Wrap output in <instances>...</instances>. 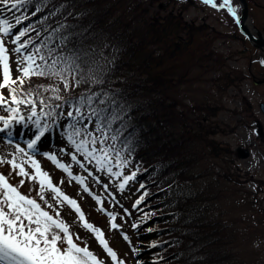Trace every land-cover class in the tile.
Listing matches in <instances>:
<instances>
[{
	"label": "trees",
	"instance_id": "trees-1",
	"mask_svg": "<svg viewBox=\"0 0 264 264\" xmlns=\"http://www.w3.org/2000/svg\"><path fill=\"white\" fill-rule=\"evenodd\" d=\"M108 1L31 0V6L21 11L31 13L37 5L40 11L20 24H31L41 38L58 29L57 42L65 37L79 55L85 82L65 95L88 89L108 93L103 106L116 117L113 126L121 133V147L127 143L126 153L139 163L141 184L147 191L144 200L154 193L153 201L148 198L145 217L154 220L151 229L158 236L162 260L251 264L241 248L239 230L209 215L206 206L219 197V190L214 194L206 190L216 188L219 177L232 179L228 171L221 174L208 167L232 153L229 144L216 138L223 130L217 119L222 106L210 99L191 105L181 97L185 77L205 67L216 33L187 22L182 13H151L148 7H142L140 18L128 28L125 21L131 5L127 9L125 0L118 5ZM19 15L13 9L10 18ZM217 62L223 66V61ZM239 80L222 69L216 80L218 92L222 95ZM41 83L52 81L34 76L25 87ZM209 178L210 186L200 194L190 189L191 184L207 183Z\"/></svg>",
	"mask_w": 264,
	"mask_h": 264
},
{
	"label": "snow or ice",
	"instance_id": "snow-or-ice-1",
	"mask_svg": "<svg viewBox=\"0 0 264 264\" xmlns=\"http://www.w3.org/2000/svg\"><path fill=\"white\" fill-rule=\"evenodd\" d=\"M224 2L239 21L241 17L232 0ZM204 3L212 5L216 0ZM30 6L31 0H0L4 12L10 14L13 9L20 12L19 17H11L15 24L40 11V5L28 14L21 11ZM57 32L54 29L41 38L31 24L14 30L9 18L0 17V133L14 148L7 155L0 154V264H127L110 245L104 229L90 221L79 201L61 188L63 179L54 181L37 159L47 134L59 125L71 146V151L68 147L62 151L100 183L110 199H115L117 193L109 190L100 174L117 179L123 192L138 171L125 174L132 157L125 154L129 150L127 143L121 147V133L113 126L115 115L103 106L108 93L88 89L79 95H65L85 81L79 55L65 37L60 36L57 42ZM260 62L264 64V59ZM34 76L53 82L25 87L31 85ZM20 127H32L34 131L18 142ZM43 156L90 192L99 209L110 218V227L121 229L124 240L133 243L128 232L122 230V224L116 222L118 213L108 211L104 197L92 192L87 176L74 173L70 164L53 151H44ZM26 181L30 183L22 190ZM145 194L135 199L133 208ZM121 208L120 215L132 216L128 208L123 205ZM144 222L143 218L133 220L132 227L139 228ZM79 227L85 229L84 234L77 230ZM96 244L102 246V252ZM132 251L139 249L133 247Z\"/></svg>",
	"mask_w": 264,
	"mask_h": 264
},
{
	"label": "rangeland",
	"instance_id": "rangeland-1",
	"mask_svg": "<svg viewBox=\"0 0 264 264\" xmlns=\"http://www.w3.org/2000/svg\"><path fill=\"white\" fill-rule=\"evenodd\" d=\"M118 1L109 0L108 3L115 4L117 2L118 5ZM151 1L125 0L127 9L131 5V8L127 10L129 16L125 21L128 28L133 26V20L140 18L142 7H150L151 13L157 9H163V13H166V11L177 13L182 6H186L183 15L187 22L204 24L220 34L212 44V48H210L214 52L212 60L208 59L204 64V68L193 70L192 74L186 76L180 85L181 97L191 105L192 101L198 102L210 99L212 103L224 106L218 118L226 127L227 134L220 137V139L229 142L235 150L234 157L239 171L231 170L233 176H231V180L219 177V185L216 188L213 186L206 190V187L210 186L211 183L209 178L207 183L200 181V183L191 184L190 189L199 192L198 194L203 192L202 190L209 191L211 194L219 190L218 199L207 204L208 212L214 217L232 223L235 229L239 230V233L242 232L239 237L243 241L241 248H243V252L251 264H264V114L259 108L260 102L264 101V83H257L264 79V66L260 62L264 59V55L261 51L254 50L251 42L245 40L242 36L240 38L231 36L235 33L238 35L240 28L224 0H216V3L212 5L204 3V0H155L157 1L155 7L149 6ZM248 1L250 21L264 35V0ZM185 2L188 3L185 4ZM139 3H142V5L136 10ZM232 3L240 15V4L238 1H232ZM124 13L126 16L127 12ZM0 17L8 18V13L4 12L2 8H0ZM15 29H18V27L14 26ZM219 57L226 60V68L233 73L247 75L243 83L241 82L238 86L230 88L223 96L218 93L216 85V80L221 75V69L217 67L218 63L215 62ZM13 70L15 71L14 66ZM250 104L254 107L253 113L245 109ZM33 131L32 127H20L16 140L18 142L26 140ZM65 147H68L71 151V146L68 145L66 137L50 131L43 141L40 152L37 154L41 167L50 172L54 181L63 179L64 182L60 185L61 188L79 201L90 221L104 229L110 245L127 261V264H167L170 260H161L156 246L152 244V241L157 237L154 233L148 232L153 223L152 220H145L143 216L145 212L143 207L146 202L141 201L137 207H132L135 199L144 194L143 190L139 188L138 175H136L135 180H130L128 186L121 192L118 188L119 181L117 179H109L101 173V180L109 184L111 192L117 193L115 199H110L102 185L96 182L84 168L72 161L68 153L62 151ZM241 148L244 151H249L246 157H241L238 153ZM12 150H14L13 146L0 133V154L7 155ZM44 151L55 152L61 160L70 164L74 173L88 177L87 183L92 192L104 197L105 207L108 211L118 213L116 222L121 223L122 230L128 232L132 238L133 243L131 245L124 240L121 229L110 227V218L106 212L99 209L93 195L86 191L73 177H69L66 172L58 168L48 157L43 156ZM217 162L212 163L213 166L215 165L216 171L227 172L228 166L225 160ZM7 167V165H4V168ZM137 168V162L131 160V164L125 168V174L137 170ZM94 171L98 170L94 169ZM15 179L18 180L19 177ZM29 183V181H26L22 190L27 189ZM116 201H119V203ZM121 205L128 208L132 212V216L120 215L122 212ZM72 218L68 217L69 220ZM141 218L145 222L141 223L139 228H133L132 221ZM77 230L81 234L85 232L83 227H79ZM89 236L91 237V233H89ZM93 241L94 237L89 240L90 247L93 246ZM133 247L138 248L139 252L132 251ZM96 248L98 251H103L102 246L99 244H96Z\"/></svg>",
	"mask_w": 264,
	"mask_h": 264
},
{
	"label": "water",
	"instance_id": "water-1",
	"mask_svg": "<svg viewBox=\"0 0 264 264\" xmlns=\"http://www.w3.org/2000/svg\"><path fill=\"white\" fill-rule=\"evenodd\" d=\"M244 4V9H243V13H242V17H241V29H242V32L247 35L249 38L253 39V40H256V41H259L261 43L264 44V37L263 36H260V38H256L251 29H249L247 27V25L245 26V22L247 21V17H248V7H247V3L245 0H241ZM262 109L264 111V105L262 104Z\"/></svg>",
	"mask_w": 264,
	"mask_h": 264
}]
</instances>
